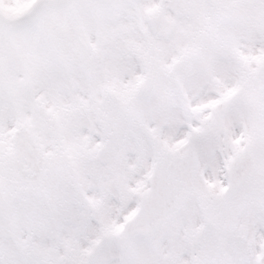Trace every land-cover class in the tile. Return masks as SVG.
Wrapping results in <instances>:
<instances>
[{
  "label": "snow or ice",
  "instance_id": "1",
  "mask_svg": "<svg viewBox=\"0 0 264 264\" xmlns=\"http://www.w3.org/2000/svg\"><path fill=\"white\" fill-rule=\"evenodd\" d=\"M0 264H264V0H0Z\"/></svg>",
  "mask_w": 264,
  "mask_h": 264
}]
</instances>
